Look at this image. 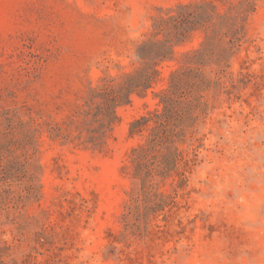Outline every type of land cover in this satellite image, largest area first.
Wrapping results in <instances>:
<instances>
[{
  "label": "rangeland",
  "instance_id": "1",
  "mask_svg": "<svg viewBox=\"0 0 264 264\" xmlns=\"http://www.w3.org/2000/svg\"><path fill=\"white\" fill-rule=\"evenodd\" d=\"M210 1L236 38L193 31L88 142L92 88L142 67L157 19ZM251 1L240 15V0H0V264H264V0ZM198 57L206 112L177 171L144 186L133 122Z\"/></svg>",
  "mask_w": 264,
  "mask_h": 264
},
{
  "label": "trees",
  "instance_id": "2",
  "mask_svg": "<svg viewBox=\"0 0 264 264\" xmlns=\"http://www.w3.org/2000/svg\"><path fill=\"white\" fill-rule=\"evenodd\" d=\"M212 11L202 5L180 4L175 13L160 17L153 24L151 36L138 47L137 57L142 67L134 73L127 74L119 83L105 82L92 88L85 102L83 113L91 116L92 122L87 127V141L93 145H102L107 134L117 120L119 106L131 101L134 93L146 92L153 84L159 73L158 65L170 59L175 46L183 42L193 31L205 29L212 31L207 34V40L218 34L221 37L236 38L239 27L236 22L229 23L222 16L216 17V5L208 2ZM240 15H247L253 9L251 0H240L235 5ZM202 58L198 57L196 68H188L185 75L194 72L193 80L185 83L175 80L173 74L170 87L163 93L161 108L142 115L133 122L132 132L146 133V142L133 149L132 175L145 186L158 178L157 183L171 177L177 171L179 159L183 151L179 143L188 142L195 133L196 125L206 112L207 104L204 91L212 85L207 79L201 65ZM198 79V80H197ZM95 124V126H92ZM198 153L195 149L193 156L186 159L187 163L196 161Z\"/></svg>",
  "mask_w": 264,
  "mask_h": 264
}]
</instances>
